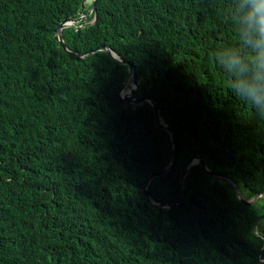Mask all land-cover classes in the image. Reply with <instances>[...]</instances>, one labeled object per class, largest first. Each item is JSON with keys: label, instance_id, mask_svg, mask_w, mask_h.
Here are the masks:
<instances>
[{"label": "trees", "instance_id": "trees-1", "mask_svg": "<svg viewBox=\"0 0 264 264\" xmlns=\"http://www.w3.org/2000/svg\"><path fill=\"white\" fill-rule=\"evenodd\" d=\"M82 0H0V264H264V119L233 96L212 61L237 43L232 0H97L95 22L62 29ZM90 5L84 7L83 14ZM91 19V15L84 21ZM264 238V237H262Z\"/></svg>", "mask_w": 264, "mask_h": 264}, {"label": "clouds", "instance_id": "clouds-1", "mask_svg": "<svg viewBox=\"0 0 264 264\" xmlns=\"http://www.w3.org/2000/svg\"><path fill=\"white\" fill-rule=\"evenodd\" d=\"M227 20L237 43L221 46L212 61L226 75L233 96L264 119V0H232Z\"/></svg>", "mask_w": 264, "mask_h": 264}, {"label": "water", "instance_id": "water-1", "mask_svg": "<svg viewBox=\"0 0 264 264\" xmlns=\"http://www.w3.org/2000/svg\"><path fill=\"white\" fill-rule=\"evenodd\" d=\"M97 0H82L80 3V8L78 11V16L74 19H66V20H62L54 29H53V36L52 39L60 46V48H62V50L67 53L68 55H71L74 57L75 60H80L83 59V57H85L86 55L92 54L96 51H102L105 52L106 54H108L111 59L115 62H117L118 64L127 66L128 68V75L127 78L125 80V82L123 83L122 88L119 91V98L118 100L121 103H125V104H134V105H139L142 104L143 102H148L151 107L153 108L154 112H155V119H156V123L164 128V130L170 135V139H171V144H172V150H173V155L171 158L170 163L168 164V166H166L165 168H163L160 171L157 172H152L150 173L144 183V186L142 188L143 193L146 195L147 199L150 201V203L154 204V205H162L165 208H169L171 206H178V207H183L184 205V200L183 197H181V200L179 202H172L169 204H160L159 202H156L154 200H152L149 197L148 191H147V184L148 182L151 180L152 177L154 176H158V175H166L170 172L171 168L173 167L174 163H175V139H174V133L173 130L171 128H169L167 126V124L165 123L164 120H162L158 114V106L155 104V102L152 99L149 98H134V95L136 93V90L138 88V84L135 81V75H134V66L129 63L128 61H124L123 59H121V57L119 55H117L115 52H113L110 47L105 46V45H97L91 49L86 50L84 53H76L73 52L71 50H69L67 47H65V45L63 44L62 41V36H61V31L62 29H66V28H71L74 31H77L81 28H84L86 26H91L94 22H95V5H96ZM90 5L89 9L83 14V10L84 7ZM91 15V19H89L88 21L84 22L89 16ZM128 87V88H127ZM127 88V90H125ZM200 163L203 166V169L209 174L212 175L214 177L217 178H223L226 179L228 181H231L233 189L235 191V195L236 197L245 205L247 206H252L256 203V201H258L261 198H264V185L259 188L257 190V192H255L253 194L252 197L250 198H246L245 196H243V194L240 192L238 186L236 185V183L227 175L218 173V172H213L212 170H210L207 166L206 163L203 159V157L200 156H194L192 158H190L189 160L186 161L185 166H184V170L180 176L179 182H180V186H181V194L183 195V180L184 177L186 175L187 172V168H189L190 166L194 165V164H198ZM262 218H264V213L262 214ZM257 237L263 241L262 243V249L264 248V236L257 234Z\"/></svg>", "mask_w": 264, "mask_h": 264}, {"label": "rangeland", "instance_id": "rangeland-1", "mask_svg": "<svg viewBox=\"0 0 264 264\" xmlns=\"http://www.w3.org/2000/svg\"><path fill=\"white\" fill-rule=\"evenodd\" d=\"M127 88H128V87H127ZM127 88H126L125 90H127ZM258 201H259V203H261V204L264 205V198H261V199H259Z\"/></svg>", "mask_w": 264, "mask_h": 264}, {"label": "flooded vegetation", "instance_id": "flooded-vegetation-1", "mask_svg": "<svg viewBox=\"0 0 264 264\" xmlns=\"http://www.w3.org/2000/svg\"><path fill=\"white\" fill-rule=\"evenodd\" d=\"M261 204V203H260ZM261 205H263V204H261ZM264 206V205H263Z\"/></svg>", "mask_w": 264, "mask_h": 264}]
</instances>
